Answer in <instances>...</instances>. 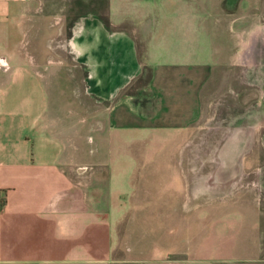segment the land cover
I'll return each instance as SVG.
<instances>
[{
  "label": "crops",
  "instance_id": "crops-1",
  "mask_svg": "<svg viewBox=\"0 0 264 264\" xmlns=\"http://www.w3.org/2000/svg\"><path fill=\"white\" fill-rule=\"evenodd\" d=\"M104 1L114 33L104 32L100 21L79 33L81 38L76 31L66 38L68 44L75 37L84 46L79 58L89 66L91 83H102L114 96L101 108L96 126L87 114L75 119L72 111L50 108L40 60L30 50L31 39L60 35L62 26L45 28L44 9L62 25L67 2L0 0V264H264L262 180L259 203L251 194L235 197L256 208L258 218H249L252 225L258 222L255 239L214 244L217 250L239 249L235 256L189 255L186 250L136 256L130 252L133 245L118 241L113 247L109 185L128 183L127 173L118 171L125 163L67 158L69 147H75L73 140L67 142L74 136L70 132L142 136L144 131H188L201 117L202 91L214 70L217 48L206 30L215 19L206 11L213 0ZM123 55L135 58L134 75L125 73ZM143 71L148 73L144 79ZM135 80L134 90H121ZM233 155L230 151L223 167L235 176L245 166ZM249 165L247 169H264L263 164ZM123 193L117 198L124 199ZM113 248L118 254H112Z\"/></svg>",
  "mask_w": 264,
  "mask_h": 264
},
{
  "label": "rangeland",
  "instance_id": "rangeland-1",
  "mask_svg": "<svg viewBox=\"0 0 264 264\" xmlns=\"http://www.w3.org/2000/svg\"><path fill=\"white\" fill-rule=\"evenodd\" d=\"M63 1L67 6L61 11L62 25L55 22L52 11L44 9L45 28L62 26L60 35L46 39L43 33V38L30 40V50L40 60L50 108L72 111L75 119L87 114L98 126L101 108L114 96L102 83H91L89 66L75 55L66 38L100 21L104 32L114 33L116 26L108 23L104 0ZM206 11L215 17L206 30L213 35L217 54L202 91L201 117L188 131H144L142 136L71 131L74 136L67 140L75 142L67 158L125 163L118 171L127 173L128 183L109 185L114 199L108 219L113 247L118 241L133 245L135 250L130 252L136 256L179 255L184 250L189 255L235 256L239 249L217 250L214 244L249 242L257 233L258 222H249L250 217L258 218L256 208L245 207V201L235 197L247 193L259 203L263 193L259 189L263 167L247 166L264 165V0H213ZM187 27L193 31L192 24ZM122 57L125 73L134 75L135 58ZM147 74L143 71L141 77ZM138 82L121 90L132 91ZM230 151L232 160L245 166L235 176L223 167ZM122 193L124 199H118ZM112 254H118L115 248Z\"/></svg>",
  "mask_w": 264,
  "mask_h": 264
},
{
  "label": "bare ground",
  "instance_id": "bare-ground-1",
  "mask_svg": "<svg viewBox=\"0 0 264 264\" xmlns=\"http://www.w3.org/2000/svg\"><path fill=\"white\" fill-rule=\"evenodd\" d=\"M76 35V34H75ZM102 36V35H101ZM92 37V36H91ZM106 40V39H105ZM104 41V40H103ZM102 41V42H103ZM103 44V43H102ZM70 45L71 48L73 50V52L80 58L83 57V50H84V46L79 42V40H77V38L74 37V39H72V41L70 40ZM83 46V47H82ZM253 124V123H251Z\"/></svg>",
  "mask_w": 264,
  "mask_h": 264
},
{
  "label": "flooded vegetation",
  "instance_id": "flooded-vegetation-1",
  "mask_svg": "<svg viewBox=\"0 0 264 264\" xmlns=\"http://www.w3.org/2000/svg\"><path fill=\"white\" fill-rule=\"evenodd\" d=\"M72 39H74V37L71 38V41H72ZM251 39H252V37H250V44L248 43V44L245 45V48H246V49L248 48V49H247V53H248L249 48H250V46H251ZM243 55H246V52H244Z\"/></svg>",
  "mask_w": 264,
  "mask_h": 264
}]
</instances>
